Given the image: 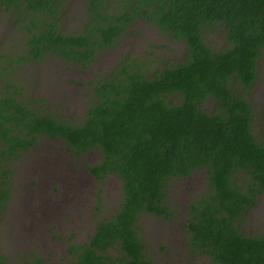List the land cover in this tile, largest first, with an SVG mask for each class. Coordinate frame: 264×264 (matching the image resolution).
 Segmentation results:
<instances>
[{"label": "trees", "instance_id": "16d2710c", "mask_svg": "<svg viewBox=\"0 0 264 264\" xmlns=\"http://www.w3.org/2000/svg\"><path fill=\"white\" fill-rule=\"evenodd\" d=\"M66 3L0 0L8 24L22 32L5 41L10 51L0 55V214L11 199L13 164L41 138L57 139L75 156L98 152L89 172L121 182L114 215L96 223L87 242L68 245L70 264H153L144 257L139 215L171 216L169 181L199 168L207 189L187 206L189 250L207 264H264V234L246 236L239 224L264 192V142L252 132L254 109L246 99L264 50V0H85L81 32L62 34ZM138 21L183 43L182 61L156 72L135 58L119 63L92 85L80 124L32 106L10 82L14 71L48 56L84 67ZM216 28L225 39L219 51L203 38ZM208 100L213 109L206 113L200 107ZM0 264L12 261L0 253ZM20 264L43 261L31 255Z\"/></svg>", "mask_w": 264, "mask_h": 264}, {"label": "rangeland", "instance_id": "374dc122", "mask_svg": "<svg viewBox=\"0 0 264 264\" xmlns=\"http://www.w3.org/2000/svg\"><path fill=\"white\" fill-rule=\"evenodd\" d=\"M66 1L59 30L62 34H78L86 17L85 0ZM4 15L0 11V45L6 40L12 43L15 33L22 34L8 24ZM203 38L214 51L224 47L221 28L205 31ZM17 39L23 44V36ZM6 42L0 47V55L10 51L4 46ZM10 49L19 51L15 46ZM184 53L183 43L169 39L152 25H142L141 29L135 23L111 49L99 52L96 60L84 67L48 56L45 63L26 64L14 71L10 82L32 106L61 116L71 124H80L92 85L122 63L123 57L135 58L134 63L145 65V69L147 65L155 72L166 61H182ZM255 72L256 81L246 99L254 109L252 132L264 142V50L259 54ZM208 105L205 101L201 110L212 111ZM64 147L62 140L41 138L20 162L13 164L12 199L0 217V253L12 264H20L31 255L41 258L43 264H70L68 245L87 242L96 223L109 220L119 207L122 197L119 178L110 174L92 180L70 172L65 167L73 162V156ZM88 155L92 161H88ZM96 155L92 152L79 158L87 165L96 164L100 159ZM206 189V172L199 168L188 177L169 181L167 203L171 216L139 215L146 259L153 264H207L204 256L189 250L183 229L188 204ZM239 224L246 236L264 234V192L257 196L256 204Z\"/></svg>", "mask_w": 264, "mask_h": 264}, {"label": "flooded vegetation", "instance_id": "af4514ba", "mask_svg": "<svg viewBox=\"0 0 264 264\" xmlns=\"http://www.w3.org/2000/svg\"><path fill=\"white\" fill-rule=\"evenodd\" d=\"M137 23H139L140 24V28L142 29V25H147V24H149V23H146V22H142V21H138ZM149 25H151V24H149ZM155 29H157L156 27H154ZM159 31V30H158ZM148 34V33H147ZM152 35H154L153 33H151ZM148 36L151 38V35H149L148 34ZM224 43H225V39H224V37H223V40H222V46L224 45ZM185 54V53H184ZM184 54H183V57H184ZM59 59V58H58ZM123 60V62H130V60H131V57H123L122 58ZM61 60V59H60ZM63 61V60H62ZM141 61V60H140ZM142 62V61H141ZM45 63V62H44ZM174 63H178V61H176V62H174ZM33 65H35L34 63H32ZM69 64H71V63H69ZM165 65H169V64H172L171 62H169V61H166L165 63H164ZM27 65H31V63H29V64H27ZM165 65H163V67L161 68V69H163V68H165ZM73 66H76V65H74L73 64ZM161 69H159V70H156V71H160ZM155 71V72H156ZM145 74V73H144ZM151 74L152 73H147V74H145V78L146 79H149V78H151ZM253 87H254V85H253ZM232 89L234 90V92H236V94H238V95H241V93L244 91L242 88H239V87H237L236 86V84L234 83V84H232ZM208 103H209V108H211L212 107V109H213V103L211 102V101H207ZM48 140H51V141H58L57 139H48ZM34 147V146H33ZM32 147V148H33ZM65 149V151H66V146L64 147ZM92 152H95V153H97V157H99L100 158V155H99V153L98 152H96V151H94V150H91V151H89V152H86V153H84V154H81L80 156H75L73 153H70V155L71 156H73V162L71 161V163H70V165L69 166H67V167H65L67 170L69 169L70 170V172H72V173H77V174H79V176H81V177H89V178H91L92 180H94L95 178H94V176L89 172V170H88V168H90V167H93V166H95V165H97L99 162H100V159H98V161H97V163L96 164H85L84 162L85 161H83V159H80L79 157H84V156H86L87 154H89V153H92ZM26 155V154H25ZM24 155V156H25ZM90 155H88L87 156V159H88V161H92L93 159H90V157H89ZM85 159V158H84ZM13 175H14V173L12 174V178H13ZM77 184H79L78 182H77ZM11 199H12V193H11ZM10 199V200H11ZM5 213V212H4ZM3 214V213H2ZM2 214H0V217H1V215Z\"/></svg>", "mask_w": 264, "mask_h": 264}, {"label": "clouds", "instance_id": "9594fccd", "mask_svg": "<svg viewBox=\"0 0 264 264\" xmlns=\"http://www.w3.org/2000/svg\"><path fill=\"white\" fill-rule=\"evenodd\" d=\"M110 74V73H109Z\"/></svg>", "mask_w": 264, "mask_h": 264}]
</instances>
